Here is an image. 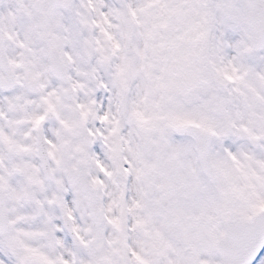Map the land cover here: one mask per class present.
Here are the masks:
<instances>
[{"label":"snow or ice","instance_id":"snow-or-ice-1","mask_svg":"<svg viewBox=\"0 0 264 264\" xmlns=\"http://www.w3.org/2000/svg\"><path fill=\"white\" fill-rule=\"evenodd\" d=\"M0 264H264V0H0Z\"/></svg>","mask_w":264,"mask_h":264}]
</instances>
